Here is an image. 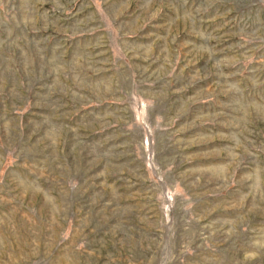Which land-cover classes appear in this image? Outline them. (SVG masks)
Instances as JSON below:
<instances>
[{"label":"rangeland","instance_id":"374dc122","mask_svg":"<svg viewBox=\"0 0 264 264\" xmlns=\"http://www.w3.org/2000/svg\"><path fill=\"white\" fill-rule=\"evenodd\" d=\"M0 264H264V0H0Z\"/></svg>","mask_w":264,"mask_h":264}]
</instances>
